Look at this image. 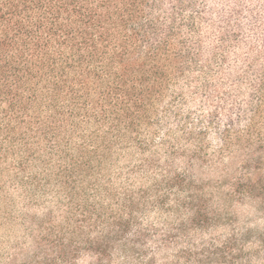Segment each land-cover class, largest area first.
Wrapping results in <instances>:
<instances>
[{"label": "trees", "instance_id": "trees-1", "mask_svg": "<svg viewBox=\"0 0 264 264\" xmlns=\"http://www.w3.org/2000/svg\"><path fill=\"white\" fill-rule=\"evenodd\" d=\"M4 175L60 211L22 264H239L197 238L264 212V0H0Z\"/></svg>", "mask_w": 264, "mask_h": 264}, {"label": "rangeland", "instance_id": "rangeland-1", "mask_svg": "<svg viewBox=\"0 0 264 264\" xmlns=\"http://www.w3.org/2000/svg\"><path fill=\"white\" fill-rule=\"evenodd\" d=\"M223 212L226 221L197 239L224 241L248 230L251 239L246 243L244 254L239 257V264H264V212L260 205L236 198ZM49 214L56 224L61 222L60 211L50 197L34 203L22 190L10 184L6 187L5 175L0 178V264H22L34 254L40 220ZM172 249L158 254V260L172 263L178 250Z\"/></svg>", "mask_w": 264, "mask_h": 264}]
</instances>
